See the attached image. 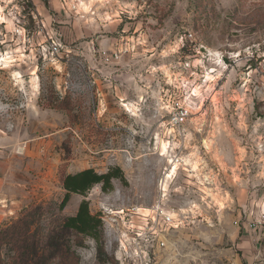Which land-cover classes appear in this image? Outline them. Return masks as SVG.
Listing matches in <instances>:
<instances>
[{
    "label": "rangeland",
    "instance_id": "1",
    "mask_svg": "<svg viewBox=\"0 0 264 264\" xmlns=\"http://www.w3.org/2000/svg\"><path fill=\"white\" fill-rule=\"evenodd\" d=\"M177 104L190 117L173 129ZM111 168L127 185L60 210L66 175ZM84 199L107 259L73 231L49 264H138L112 218L159 203L177 212L193 264H219L208 253L231 246L216 232L232 215L252 222L242 264H264V0H0V229L41 206L32 233L49 256Z\"/></svg>",
    "mask_w": 264,
    "mask_h": 264
},
{
    "label": "trees",
    "instance_id": "2",
    "mask_svg": "<svg viewBox=\"0 0 264 264\" xmlns=\"http://www.w3.org/2000/svg\"><path fill=\"white\" fill-rule=\"evenodd\" d=\"M113 180H120L127 185L120 168H111L105 174H98L93 169H87L76 174L66 175L63 179V188L66 193L60 204V210L67 207L72 195L86 197V194L96 185L101 184L104 192L113 191ZM41 216V206H35L26 210L10 225L0 229V264H4L2 259L4 247L8 248L12 254V263L10 264H49L51 260L60 258L65 253L63 251L56 252L59 246L54 245V240L59 243L73 231L95 240L98 246L99 260L104 262L107 259L102 244L103 223L100 216L91 214L89 201L84 199L79 205L77 214L66 218L58 229L59 231L50 236V244H48L51 246V253L49 256L40 252L36 236L32 233V226ZM61 247L65 246L62 244Z\"/></svg>",
    "mask_w": 264,
    "mask_h": 264
},
{
    "label": "crops",
    "instance_id": "3",
    "mask_svg": "<svg viewBox=\"0 0 264 264\" xmlns=\"http://www.w3.org/2000/svg\"><path fill=\"white\" fill-rule=\"evenodd\" d=\"M57 6L64 7L62 3L59 4L56 2L55 7ZM148 211L150 213L145 214L141 212L144 214L146 221H142L141 219L134 220V228L140 230L151 224V222H147V220L150 221L152 219V212L151 210ZM227 220L231 223L227 234H218L219 231H217L216 234L218 239L230 241L231 246L227 249L219 250L217 253L210 251L208 254H210L212 258L216 257V262L219 264H242L241 255L243 258H246L251 246L253 234L249 231V227L251 228L252 222H250L249 225V221L242 223L235 215L224 217V222H227ZM178 229L173 230L170 227H167L162 220L157 223L155 234L158 238L150 243V254L153 258V264H193V254L196 255L198 251H195L193 245L189 246L190 240L187 241L185 238H183L184 240L177 239L173 236L174 231L176 232ZM123 232H125V228L123 229ZM186 232L188 231H182V235ZM188 234H192L190 235L191 237L196 236V234L192 232H188ZM128 241L130 242L131 240ZM161 242L165 243L164 247H161ZM131 251L132 252L129 253L132 255L133 249Z\"/></svg>",
    "mask_w": 264,
    "mask_h": 264
},
{
    "label": "built area",
    "instance_id": "4",
    "mask_svg": "<svg viewBox=\"0 0 264 264\" xmlns=\"http://www.w3.org/2000/svg\"><path fill=\"white\" fill-rule=\"evenodd\" d=\"M53 49V53H58L59 51V44H56L55 42L51 45ZM114 59L119 58V54H115ZM105 59L107 61H110V56L105 55ZM173 113L171 114V117L169 118V126L173 129H180L189 119L190 117V110L184 106V105H176L173 108ZM182 161V158L179 155H174L172 160L170 161L171 164H174L177 166ZM175 166L173 168H175ZM166 196H162V199H165ZM141 209L135 208V209H127V210H119L118 216H114L112 219L119 222L121 221L124 223L125 232H123L124 242L121 240V247L122 249L125 247L127 242H129L128 238H131L132 240L131 245H133V253H132V259L135 261V257L139 258L138 264H153L152 255L150 254V243L155 241L158 237L155 234L156 225L157 223L162 220L163 223L170 227L173 230H176L180 227L181 223L176 218V211L175 209H170L167 211L165 208L162 207V204H156L154 206V209L151 210L152 212V219L147 222H151L147 227L143 229H136L134 228V220L135 219H141L142 221H146L144 218V214L141 213ZM117 217V219H116ZM128 225V226H127ZM126 239V240H125ZM161 247H164L165 243H160ZM134 257V258H133Z\"/></svg>",
    "mask_w": 264,
    "mask_h": 264
},
{
    "label": "bare ground",
    "instance_id": "5",
    "mask_svg": "<svg viewBox=\"0 0 264 264\" xmlns=\"http://www.w3.org/2000/svg\"><path fill=\"white\" fill-rule=\"evenodd\" d=\"M167 177H169V176H167Z\"/></svg>",
    "mask_w": 264,
    "mask_h": 264
}]
</instances>
